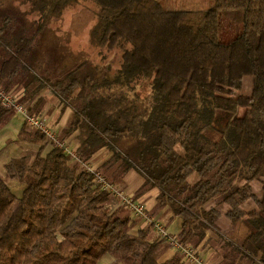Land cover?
<instances>
[{"label":"trees","instance_id":"16d2710c","mask_svg":"<svg viewBox=\"0 0 264 264\" xmlns=\"http://www.w3.org/2000/svg\"><path fill=\"white\" fill-rule=\"evenodd\" d=\"M81 2L96 7L90 43L101 61L70 55L53 65L36 48ZM223 14L242 15L229 43L221 40ZM0 49V89L32 116L33 102L51 89L62 111H72L58 138L76 154L23 126L20 141L40 148L11 159L0 176V264H99L107 254L122 264H184L176 251L162 261L173 247L153 225L110 208L116 198L97 174L125 188L131 172L141 180L133 198L157 191V208L181 220V243L211 253L215 264H264V0H215L205 11L160 0H0ZM111 56L120 58L116 70ZM246 77L251 97L242 95ZM240 109L218 140L206 135L217 111ZM15 113L0 101V129ZM9 181L25 186L21 198Z\"/></svg>","mask_w":264,"mask_h":264},{"label":"rangeland","instance_id":"374dc122","mask_svg":"<svg viewBox=\"0 0 264 264\" xmlns=\"http://www.w3.org/2000/svg\"><path fill=\"white\" fill-rule=\"evenodd\" d=\"M163 5L167 9L172 10H208L210 9L213 4L215 3V0H160ZM221 40L225 43L231 42L239 33H241L243 29L242 22V15H237L236 18L229 19L224 14L221 17ZM97 22V16H96V7L91 2H81L77 4L76 6L67 9L61 20L53 23L48 29L43 37V44L36 48V51H41L43 53V58L48 57L49 59H52V62H54L53 65L60 66L61 63L59 59L64 63L69 62V56L72 55L77 59H81V56L84 57V59H88L93 61L94 63H99L101 61V57L98 55V51L94 49V47L91 45V33L96 25ZM0 53L2 56H4V52L0 50ZM0 55V59L4 58ZM111 56L109 58L110 60L113 59V68L116 70L119 66L120 58ZM41 58V56H40ZM108 59V60H109ZM43 62L45 65L47 63ZM51 62V63H52ZM50 69V68H49ZM59 73V71H58ZM252 89H253V78L252 77H246L244 80L242 95L245 97H251L252 95ZM49 91L51 89H48ZM46 90V91H48ZM24 94V92H21ZM21 94V96H22ZM138 94L141 98H145L149 94V87L147 84L143 85V87L139 90ZM244 115V109H240L237 112H225V111H217L216 112V120L213 128H210L206 131V135L214 140H218L220 138V131L223 130L227 123L231 122L232 120L242 117ZM58 117L53 121L51 126H49L52 129H55L57 123H58ZM65 119V116H62V122ZM26 117L23 113L17 112L13 115V117L10 119L8 124L4 126L2 129H0V174L5 173V165L13 158L21 157L22 154L25 151H28L29 153L27 155L35 156V154L39 150V146L36 144H29L23 143L20 141L19 133L23 126L26 123ZM72 145V144H71ZM52 149V145H48L45 150L43 151V154L46 155L50 152ZM71 149L74 151L75 146L72 145ZM31 151V152H30ZM107 153H103L100 158L105 157ZM96 160V159H95ZM101 162H94L93 168L96 169L99 167ZM134 172L130 173V176L134 175ZM121 171H118L114 179L118 180L121 176ZM138 178V176H136ZM129 178V177H128ZM126 178V180L128 179ZM199 176L197 174H194L192 177H190L189 182L191 184L196 183L199 180ZM125 180V181H126ZM136 179L133 177V181L131 184L133 187H136L138 185L139 179L135 181ZM108 181H113L112 178H109ZM116 182V181H115ZM9 186L13 193L21 198L24 193L25 186L21 184L18 181H9ZM117 185V183H116ZM256 192L260 191L259 186L257 184L254 185ZM117 189L127 192L126 189H124L122 186L117 185ZM134 192L130 193V196H134ZM119 201V204L114 205V202ZM114 202L111 205V209L120 211L123 210L121 213L130 215L131 211L129 209H123L124 207L118 198L114 199ZM248 210L255 209V206L253 204H248L246 206ZM166 209H158L156 207L155 211L152 214V218L154 222H160L166 227L167 234L176 237L180 239L181 235L176 234L175 227L173 228V222L177 220V223L180 222L181 226V220L178 218L174 219H166L162 220V217L165 213ZM226 219H224L222 222H224ZM145 225L144 221L140 220V225ZM224 229H228L227 226H223ZM229 231V230H227ZM246 230L242 231V235H246ZM156 234V232H155ZM157 236V235H156ZM240 236V237H241ZM155 237V236H154ZM169 247L168 245H166ZM200 254L202 252L198 250ZM175 253V250L173 248L168 249L165 251V253L162 256V261L170 259ZM204 257L208 258V254L204 253L202 254ZM210 262L213 263L212 260ZM99 264H122L118 263L116 258L112 255H105L101 258L99 261ZM215 264V263H213Z\"/></svg>","mask_w":264,"mask_h":264},{"label":"built area","instance_id":"2783aa9c","mask_svg":"<svg viewBox=\"0 0 264 264\" xmlns=\"http://www.w3.org/2000/svg\"><path fill=\"white\" fill-rule=\"evenodd\" d=\"M0 101L7 107H13L17 112H21L25 115L27 123L34 129L45 134L50 141L56 143V145L64 150V152L72 157H76L75 152L71 149L70 145L61 142L58 138V134L48 126L47 122L39 117L30 115L29 111L20 105L14 97L6 94L0 89ZM86 171H92L91 165L85 166ZM97 183L101 185L105 190H109L114 194L115 198L120 200V203L129 209L135 217L144 221L145 224L153 225L155 231L161 240L166 241L173 249L181 254L184 258V264H213L206 261L201 254L195 251L192 247L181 243L177 238H174L167 234L166 227L160 222H154L150 216L146 205L139 200H136L128 195H125L123 191L117 189L114 185L109 183L102 175L97 174Z\"/></svg>","mask_w":264,"mask_h":264},{"label":"crops","instance_id":"0c3cea01","mask_svg":"<svg viewBox=\"0 0 264 264\" xmlns=\"http://www.w3.org/2000/svg\"><path fill=\"white\" fill-rule=\"evenodd\" d=\"M1 50V49H0ZM1 55V53H0ZM2 56V55H1ZM4 57V56H2ZM4 58H1L0 59V67H1V63L3 61ZM41 100L38 102V99L37 98L33 104L31 105L30 109H34L35 108V105L37 106V108L35 109L36 112H38V114H35V116L45 120L48 124V126H51V124L53 123V121L56 119V117H58V123L57 125L55 126L56 128L53 129L58 135L62 132V130L68 125L69 121H70V118L72 116V111L70 109H67L65 111H62V105H61V101L59 99L56 98V96L53 94V92L51 91H46L44 92V94L41 96ZM62 116L64 117L65 116V119L63 120L62 122ZM25 124H28L27 122ZM20 134V133H19ZM23 143H26L27 145H29L30 143L28 142H23ZM73 145V144H72ZM31 152V151H30ZM29 152L28 151H25L22 156H25L27 155ZM103 153L105 152H102L100 153L97 157H96V160L92 161L91 162V165L93 166L94 162H102L106 157L107 155L104 154L105 157L103 158H100V156L103 155ZM21 156V157H22ZM19 158V157H18ZM0 176L2 177H5L6 176V170H5V173L4 174H0ZM129 177V178H128ZM133 177L136 179L135 181L138 180V178L136 177V174L130 176V174L127 175L126 178H128L126 180V183H125V188L127 190V192H124L125 195H129V192L132 193L136 191V188L139 186V184H141V180H139L138 182V185L136 187H133V185L131 184V182L133 181ZM133 193V194H134ZM157 191L156 192H152V193H149L147 195H144L142 197H140L138 200L142 203H144L148 209V212L150 214V216L152 217V214L153 212L155 211L156 207H157ZM132 197V196H130ZM133 198V197H132ZM118 204H119V201H117ZM117 202L115 201L114 202V205L117 204ZM132 213V212H131ZM133 214V213H132ZM134 215V214H133ZM135 216V215H134ZM166 219H172L170 214L165 210V213L162 217V220H166ZM142 221V220H141ZM143 225V224H142ZM140 225V226H142ZM175 227V232L176 234H180L181 233V226H180V222L177 223V220L173 222V228ZM176 238V237H174ZM178 239V238H177ZM200 250V249H199ZM202 254L206 253L208 254V258L204 257L202 254L201 256L208 262H210V260L213 261L214 263V259L212 258V254L211 253H207L205 251H202ZM212 263V262H211Z\"/></svg>","mask_w":264,"mask_h":264}]
</instances>
